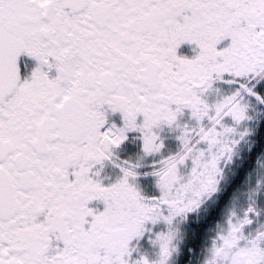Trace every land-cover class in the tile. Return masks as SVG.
Masks as SVG:
<instances>
[{
  "label": "snow or ice",
  "instance_id": "1",
  "mask_svg": "<svg viewBox=\"0 0 264 264\" xmlns=\"http://www.w3.org/2000/svg\"><path fill=\"white\" fill-rule=\"evenodd\" d=\"M254 109L264 0H0V264H180ZM260 169L199 264H264Z\"/></svg>",
  "mask_w": 264,
  "mask_h": 264
},
{
  "label": "rangeland",
  "instance_id": "2",
  "mask_svg": "<svg viewBox=\"0 0 264 264\" xmlns=\"http://www.w3.org/2000/svg\"><path fill=\"white\" fill-rule=\"evenodd\" d=\"M252 115H253L254 119L249 122V126L253 127L254 131H253V134L247 138L249 141H253L255 129L257 128V126H258L262 116L264 115V113H261L259 109H254L252 112ZM249 149H250L249 144L242 141L241 145L239 147V154L236 157H234L232 162L228 163L224 167L225 179L221 180L220 191L215 193L212 198L206 200L202 206L205 205L207 207H209V206L212 207L214 204H216L221 193L227 188V184L229 183L233 173H235L240 168L241 162L243 161V158H244L245 154L249 151ZM262 152H264V148H263ZM257 158L254 160L253 167L251 168V171L247 174L243 183L236 190V192H234V194L229 199L227 205L224 207L221 218L217 223L222 222L225 213L227 212V210L230 207L233 206L234 203H235L237 210H240L241 208L247 206V188H248V185H247L246 181L249 178V174H251V184H252V186H255V182H256V179L258 177L253 172V169L256 168ZM260 174L264 175V169H260ZM259 204H260V207L264 208V196H262L260 198ZM191 214L192 213H190L189 215H191ZM189 217H188V219H189ZM261 220H264V215L261 216ZM217 223L215 224V226L212 229L209 230V232H208L209 238H207V242H205V244H204L205 246L210 242V238L215 235V228L217 226ZM255 226L256 225L254 223L251 227L254 228ZM181 228H182L183 232L185 233L183 243L181 244V249H182L181 256H184L185 254L183 251L186 248L185 244H186V241L188 240L189 228L186 226V222L181 224ZM203 250L204 249H200V250L197 249L195 251L191 250L189 252L193 255L192 256V258H193L192 264H199V261L203 258ZM181 259H184V257H180V260Z\"/></svg>",
  "mask_w": 264,
  "mask_h": 264
},
{
  "label": "trees",
  "instance_id": "3",
  "mask_svg": "<svg viewBox=\"0 0 264 264\" xmlns=\"http://www.w3.org/2000/svg\"><path fill=\"white\" fill-rule=\"evenodd\" d=\"M252 142L254 143L251 149H249V151L245 154L243 161L241 162L240 168L235 172V174L233 173L232 175V177L236 175V179H238V174H239V183H236L235 188H237L238 185L240 187V185L243 183L247 174L251 171V168L253 167L254 160L259 156V154L262 152L264 148V115L262 116L257 128L255 129ZM232 177H231V181L233 180ZM230 187H231V182L229 181V183L227 184V188L221 193L216 204H214L215 207L218 208V210H216L217 215L214 216L213 218L211 216L209 218L210 220L214 221L216 218H219V216L222 214L221 213L222 208H224L227 205L229 199L234 194V193L232 194ZM235 188L233 187L234 190ZM206 208L211 209L212 207L206 206ZM198 242H199V239L196 237H194L192 240L188 239L186 241V244H185L186 248L184 249L185 258H186L187 253L190 252V249L197 250L196 246H198ZM186 262L187 261L183 259V263L181 264H184Z\"/></svg>",
  "mask_w": 264,
  "mask_h": 264
},
{
  "label": "flooded vegetation",
  "instance_id": "4",
  "mask_svg": "<svg viewBox=\"0 0 264 264\" xmlns=\"http://www.w3.org/2000/svg\"><path fill=\"white\" fill-rule=\"evenodd\" d=\"M168 144H169V147L172 148V150H175L176 145L174 141H169ZM232 179H233L232 181L230 179V182H231L230 189L233 194L234 192H236V190L239 187L238 185L237 188H235L236 183H239V174H238V179H236V175L232 177ZM144 184L147 190H151L150 181H144ZM233 187L235 188V190L233 189ZM216 210H218V208H216L215 205H213L211 209L206 208V206L204 205V206H201L198 212H195L189 215L190 217L186 222V226L189 228L188 239L192 240L194 237L199 239L198 246L195 245L198 250L204 249V246H205L204 244L205 242H207V238H209L208 237L209 230L212 229L221 218L222 214L219 216V218H216L214 221L209 219L211 216L213 218L214 216L217 215ZM223 210L224 208H222L221 213H223ZM193 251H195V249H193ZM192 256L193 255L191 253H187L186 258L185 256H180V257H184V260L187 261L184 264H192L193 262ZM181 263H183V259L180 260V264Z\"/></svg>",
  "mask_w": 264,
  "mask_h": 264
}]
</instances>
